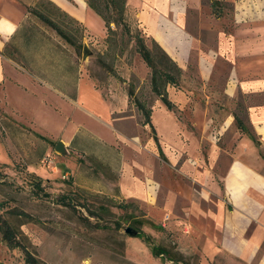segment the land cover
I'll list each match as a JSON object with an SVG mask.
<instances>
[{
  "label": "crops",
  "instance_id": "crops-1",
  "mask_svg": "<svg viewBox=\"0 0 264 264\" xmlns=\"http://www.w3.org/2000/svg\"><path fill=\"white\" fill-rule=\"evenodd\" d=\"M39 1L0 0V108L28 126L27 109L70 103L88 121L66 140L45 137L40 155L73 157L62 179L137 204L201 264H264V0H126V15L180 69L165 89L171 108L155 99L147 125L86 65L73 84L63 78L64 92L3 54ZM46 1L83 27L85 48L104 44L105 22L86 0ZM40 168L28 170L50 183Z\"/></svg>",
  "mask_w": 264,
  "mask_h": 264
},
{
  "label": "rangeland",
  "instance_id": "rangeland-1",
  "mask_svg": "<svg viewBox=\"0 0 264 264\" xmlns=\"http://www.w3.org/2000/svg\"><path fill=\"white\" fill-rule=\"evenodd\" d=\"M109 16L115 20L117 14L110 11ZM123 19L126 29L122 23L115 28L116 47L111 45L108 54L105 42L101 47H86L92 55L81 58L79 64L88 67L107 93L113 84L116 94L128 97L132 86L135 99L150 107L158 97L151 92V69L139 56L136 44L141 39L148 48L151 44L131 16ZM29 23L54 35L34 18ZM75 26L80 31L74 36L80 39L84 29ZM153 55L157 69H163L155 49ZM128 104L138 111L129 98ZM27 110L32 111L27 125L43 140L0 108V264L202 263L197 254L183 252L180 242L163 225L149 221L137 204L97 194L93 189L100 188V183L92 182L90 190H85L70 178L62 179L63 172L75 171L73 157L39 155L46 138L66 140L77 125L87 121L78 111L74 113L70 103ZM31 165L40 166L41 178L50 183L30 172ZM53 173L56 175L51 176ZM126 229L135 236H129ZM209 264L228 263L216 259Z\"/></svg>",
  "mask_w": 264,
  "mask_h": 264
},
{
  "label": "trees",
  "instance_id": "trees-1",
  "mask_svg": "<svg viewBox=\"0 0 264 264\" xmlns=\"http://www.w3.org/2000/svg\"><path fill=\"white\" fill-rule=\"evenodd\" d=\"M86 3L105 22L107 35L105 50H107L106 54H108L110 46L112 45L115 48L117 44L114 39L116 34L115 28L121 23L123 25L125 22L123 18L127 16L126 0H86ZM110 11L117 14L115 20L110 18ZM29 14V20L31 18L36 19L38 23H42L50 29L54 35L49 36L44 31L40 32L27 21V24L23 25L12 37V41L5 47L3 54L19 63L21 67H36L38 70H44L43 73L38 71V77L51 82L55 87L61 88L62 91L66 92V87L60 84L63 78L70 77L72 84L77 81L76 73L79 61L84 56L86 57V55H92V52L88 51L83 45L84 36H81L80 39L74 36V33L80 31L74 25L80 26L81 30L83 27L46 0L39 1L30 9ZM123 29H126L125 25H123ZM150 44L151 48H148L144 40L141 39L136 44V49L143 62L151 69V92L160 98L166 107L171 108L166 98L165 89L168 85L178 80L180 69L154 42L151 41ZM154 49L159 53L160 58L158 57V63L163 69H157V63H155L156 57L153 55ZM14 54L17 55L19 60ZM88 74L97 87H103L100 81L90 75L89 70ZM72 84L69 87L71 90L68 95L73 99L75 98V85ZM127 94L129 103L131 104L132 101L140 113L142 125L150 124L151 106L147 107L145 103L135 99L132 86ZM39 139L43 140L41 137ZM93 161L96 162V160L91 159V162Z\"/></svg>",
  "mask_w": 264,
  "mask_h": 264
},
{
  "label": "water",
  "instance_id": "water-1",
  "mask_svg": "<svg viewBox=\"0 0 264 264\" xmlns=\"http://www.w3.org/2000/svg\"><path fill=\"white\" fill-rule=\"evenodd\" d=\"M55 153L56 154H64L65 153V148L63 146V143H57L56 147H55ZM127 234H129V236L133 237L135 236V233L131 230V229H126L125 231Z\"/></svg>",
  "mask_w": 264,
  "mask_h": 264
},
{
  "label": "built area",
  "instance_id": "built-area-1",
  "mask_svg": "<svg viewBox=\"0 0 264 264\" xmlns=\"http://www.w3.org/2000/svg\"><path fill=\"white\" fill-rule=\"evenodd\" d=\"M64 178V177H63Z\"/></svg>",
  "mask_w": 264,
  "mask_h": 264
}]
</instances>
